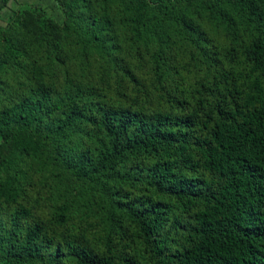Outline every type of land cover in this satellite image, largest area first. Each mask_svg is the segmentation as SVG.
<instances>
[{
    "label": "trees",
    "instance_id": "1",
    "mask_svg": "<svg viewBox=\"0 0 264 264\" xmlns=\"http://www.w3.org/2000/svg\"><path fill=\"white\" fill-rule=\"evenodd\" d=\"M14 1L0 264H264V0Z\"/></svg>",
    "mask_w": 264,
    "mask_h": 264
},
{
    "label": "crops",
    "instance_id": "2",
    "mask_svg": "<svg viewBox=\"0 0 264 264\" xmlns=\"http://www.w3.org/2000/svg\"><path fill=\"white\" fill-rule=\"evenodd\" d=\"M27 2V3H33L35 6H50L52 4V0H17V2ZM17 3L14 0H9L4 8L0 10V17L2 19H5L8 15V12L11 8L16 7ZM47 8V7H46Z\"/></svg>",
    "mask_w": 264,
    "mask_h": 264
}]
</instances>
